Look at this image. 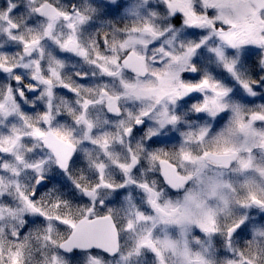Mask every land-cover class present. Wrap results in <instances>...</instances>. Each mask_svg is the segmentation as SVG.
I'll list each match as a JSON object with an SVG mask.
<instances>
[{
  "label": "rangeland",
  "instance_id": "1",
  "mask_svg": "<svg viewBox=\"0 0 264 264\" xmlns=\"http://www.w3.org/2000/svg\"><path fill=\"white\" fill-rule=\"evenodd\" d=\"M46 2L63 17L38 19L36 9ZM260 5L254 0H0V66L15 67L29 82L41 64L54 77L52 92L65 84L85 94L74 98L63 92L65 113L79 127L68 125L62 132L80 148L72 169L62 174L53 164L35 168L30 154L36 155L35 129H43L40 118L51 110L43 104V113L36 114L27 100L19 102L13 76L0 73V146L15 150L0 156V264H94L93 257L100 264H264V87L255 97L242 87L246 82L255 88L253 82L264 77ZM189 22L206 26L195 29ZM34 41L42 46L28 59L24 51ZM69 41L77 44V55L67 52ZM197 43L201 49L187 57V48ZM130 54L146 59L144 79L124 74L122 62ZM194 61L200 74L191 82L184 73ZM233 61L229 73L224 63ZM111 76H116L114 88L123 87L114 94L129 118L119 132L134 128L137 119L147 122L129 146L121 136L113 141L108 126L96 129V117L105 114L99 87L109 88ZM204 79L220 88H203L189 105L181 104L179 82L199 85ZM223 90L228 95L218 96ZM193 105L205 111L197 113ZM173 116L178 124L168 123ZM235 152L239 159L229 170L206 160L209 153ZM132 154L143 164L128 174ZM162 160L189 179L179 195L162 178ZM42 175L51 184L32 200ZM85 189L95 190V198L85 200ZM30 203L51 219L33 213ZM107 215L120 230L116 257L61 252L78 220Z\"/></svg>",
  "mask_w": 264,
  "mask_h": 264
},
{
  "label": "flooded vegetation",
  "instance_id": "2",
  "mask_svg": "<svg viewBox=\"0 0 264 264\" xmlns=\"http://www.w3.org/2000/svg\"><path fill=\"white\" fill-rule=\"evenodd\" d=\"M47 6H51L53 8V10H51L50 8L47 9L46 8ZM36 15H37V17H39L38 19H40L41 21H45V22H47V21L48 22H56L57 20H59L63 17L61 12L59 11V9L56 6L54 7L53 5H51L49 2L44 3L42 8L36 9ZM64 20L66 22H69V17H65ZM203 25L206 26V23H204ZM200 28H202V27H195V29H200ZM13 29L15 31H17V27H14ZM30 46H32L31 50H30V48H31ZM30 46L28 49H26L24 51V55L28 59H32L36 55L37 50L40 49L42 46V42L41 41H38V43L33 42V43H31ZM73 49H75V51H73ZM67 52L69 54H72V55H77L78 54L77 44L74 42L70 43L67 46ZM127 57L124 59V61L127 59ZM124 61L122 62V69L125 72L124 74H127V76L130 75L132 77L138 76V78H141V79H144L145 77H147L148 67H147V75L145 77H141L139 75H135V74L129 72V70L124 65ZM16 71H17V69L15 67H6V66L0 67V73L2 76H4L5 78L7 76H13L11 79H14V85L17 86L16 88H17V93H18L17 98L19 99L18 101L21 102V100H24V101L27 100V102L30 104L29 108L33 112H35L36 114H39V113L42 114L43 113V110L45 108L44 105L46 106L47 112H49L51 110L47 114H45V113L42 114L40 121H41V125H42L43 129L40 130V128H38L41 132H44L47 135L44 138H41V137L35 135V133H34L35 138L33 141L36 142V146H35L36 155L34 153H30L31 154V163H32L31 165H33L36 168L37 166L50 167L53 164L54 166H56L55 171L57 173L60 172L62 174H66L67 172H69L72 169L73 163L76 161V158L78 157L80 148L77 145L70 142L69 140L65 141L64 139L61 138L64 136V135H62V132H67L69 126H71L74 129L76 127H78L76 122H74V120L71 119L72 117H70V115L66 114L67 110H68L67 109L68 105H67L65 99H67V97L64 95L63 92H68L69 95L73 96L74 98L75 97L79 98L81 96V94L84 95V97H85V94H84V92H81L77 89H75V91H71L70 89H68V87H64V86H62L61 89L58 88L57 92H52L54 90V87H55V82L53 79L54 77L50 73H46L43 70V67L41 64H37L35 66V69H34V75L35 76L34 77H36V79H33L29 82H26L25 81L26 79L25 80L22 79L20 72H16ZM188 73H189V75H187V77H188L187 80H189L191 82H194L199 77V74H200L199 71H198V74H196V75L191 74V68L188 71ZM17 77H20L21 79L18 81ZM110 78H113V79L112 80L110 79L111 84L109 85L110 86L109 88H108V86H104L103 89L101 88V86L99 87V89L102 90V91H100V93H101V97L104 101V106L103 105H100V106L103 108V112L105 114H104V117L103 116L102 117H96V122H97V125H96L97 128L96 129L99 130L98 127L100 128V126H102V127L105 126L106 128L108 126V128H109L108 133H110L109 135L113 141H119V136H121L122 140L124 138V140L126 141V143H128V146H129V140L133 139V137H135L134 136L135 134L143 133V131L145 129L144 127L147 125V122L144 119H140V120L144 121L145 124L139 126L136 124V121H135L134 122V128H132V129H134V131L132 133H129L127 131V129H129V127L126 129L124 135H123V133L119 132V125H127L128 126L129 125V118L126 117L125 107H124V104L122 103V98L117 96L116 94H114L115 90L122 89L123 87L114 88L113 86L116 85V83H117V80L114 79V78H116V76H111ZM45 80L51 81V83H49V84L43 83V81H45ZM182 84L188 85V86H194L195 84H187L185 81H180L178 84V88L180 91V97H179L180 103L189 105L197 97H199L201 91L199 90V91H196L194 93H185L184 88L181 87ZM31 88H35L38 91H32V90H30ZM71 89H74V88H71ZM21 91L23 92V95H21ZM122 91H123V89H122ZM49 92H51L52 94L49 95ZM93 95L94 94L87 96V99H92L91 97H93ZM45 115H50L51 119L48 121H45L43 119V117ZM66 118L69 120V122L67 121ZM91 119H93V118H90V120ZM178 123H179V119L177 118L175 124H178ZM36 129H35V131H36ZM51 133H59V135H51ZM112 140H110V141H112ZM69 143L72 145L71 149L68 147ZM50 145H51V147H50ZM128 146H127V149H129ZM23 150L24 149L20 150L21 151L20 154L22 153ZM10 152H15V150L11 151V150H8V149L0 146V156L6 157V156L10 155ZM69 152H71V154H72L71 163H70L68 170L63 171L58 166L59 160L61 157H66ZM20 154H19L20 158L18 159V162L20 164H23L24 158H22V157H24V156L21 157ZM25 157H26V155H25ZM133 158H135V161H136L135 164L133 163ZM39 162L41 164H39ZM164 162L176 167L178 174L181 177L188 179L187 177H185L184 175H182L179 172V169L175 164H173L167 160H162L160 162V169H161V175H162L164 182H165V179L163 176V167H162V164ZM25 163H26V160H25ZM142 164H143V160L140 159V157H138L137 155L132 154L131 155V163L128 166V168H129V170L127 171L128 174L129 173L130 174L136 173L138 168H140V166ZM39 178H40V176H38L34 182L35 183V191H37V188H38L37 180ZM49 184H51L50 180H47L45 178V183L43 184V186L40 188L39 191L42 192L45 189H47ZM187 186L188 185H186L185 188H187ZM87 190L93 191L91 189H87ZM180 192L181 191H175V193H180ZM95 196H96V192H95ZM82 197L85 200L93 198V197L88 196L86 194L85 190H83ZM101 206H103V204H101ZM66 211H67V209H66ZM65 214L66 213L64 211V215ZM107 216H109V215H107ZM101 217H104V216H101ZM96 218H100V217H95V218L84 217V218L77 221L75 228L84 219L93 220ZM113 220L115 222L114 218H113ZM115 224H116V222H115ZM116 226H117V224H116ZM117 228H118V226H117ZM118 230H119V228H118ZM71 234L69 235V237L71 236ZM119 237H120V230H119ZM119 241H120V238H119ZM120 246H121V241H120Z\"/></svg>",
  "mask_w": 264,
  "mask_h": 264
},
{
  "label": "water",
  "instance_id": "3",
  "mask_svg": "<svg viewBox=\"0 0 264 264\" xmlns=\"http://www.w3.org/2000/svg\"><path fill=\"white\" fill-rule=\"evenodd\" d=\"M254 3H256L257 6L261 3L259 10L264 8V0H254ZM46 8L53 10L51 6H47ZM30 47L31 50L32 46ZM124 65L129 72L135 75L141 77L147 75V63L145 58L130 54L124 61ZM238 159L239 154L237 152L232 154L209 153L206 157V160L214 167L226 170L231 169ZM162 167L166 184L174 191H183L189 179L181 177L177 172V168L166 162L162 164ZM253 204L257 207L260 206L257 201H254ZM235 233L236 232L230 231L229 238ZM119 238V230L111 216H104L93 220L84 219L77 225L71 236L61 244L60 250L65 254L98 251L110 257H116L120 251ZM68 248H72L73 251H67ZM150 248L156 252L153 244H150Z\"/></svg>",
  "mask_w": 264,
  "mask_h": 264
},
{
  "label": "snow or ice",
  "instance_id": "4",
  "mask_svg": "<svg viewBox=\"0 0 264 264\" xmlns=\"http://www.w3.org/2000/svg\"><path fill=\"white\" fill-rule=\"evenodd\" d=\"M208 24H209L210 27H214V25L212 24V21H211V20L208 21ZM189 27H193V28H195V27H204V25H203V24H192L191 22H189ZM149 31H151V29H149ZM153 34H155V33H153ZM221 38H222V39H226L227 42H228L233 48L237 47V45H236V43L233 41V39L230 38V37L225 36V35L223 34V32H221ZM34 43H38V41H34ZM69 43H73V42H72V41H69ZM242 43H245V42H242ZM260 43H261L262 45H264V41H260ZM65 47H67V45H65ZM201 47H202V44H201V43H197V44H195L194 46H189V47L187 48V50H186V56H187V57H192L195 53H197V51H198L199 49H201ZM73 51H75V49H73ZM246 51H247V49H245V54H246ZM215 54H216L217 57H219L220 60H222V61L224 60V54H223V52H222L219 48L215 49ZM80 55H82V56H86L87 54H86L85 52H80ZM195 63H196V62L194 61V62L192 63V67H191V74H193V75L198 74V71H199V70L196 68ZM262 63H264V61H262ZM234 64H235V61H233L232 63L225 62V63H224V67H225V69H226L229 73H234ZM0 67H2V66H0ZM184 74H185V76L189 75V73H187V72H185ZM109 75H113V73H109ZM85 78H86V77H85ZM20 79H21L20 77H17V80H18V81H19ZM33 79H36V77H33ZM262 81H264V77H261L260 79L255 80V81L253 82V83L255 84V88L252 87V86H250V85H249L248 83H246V82L242 83V87L247 91V93H248L249 95H251L252 97H255V96L258 95V91H257V90L260 89L261 87H264V83H262ZM43 83H45V84H49V83H51V81L45 80V81H43ZM64 87H69V86H68V85H64ZM181 87L184 88L185 93H194V92L199 91V90H201V89H203V88H212L213 90H216V89L220 88V85H219V84H210L208 79H204L203 82H202L201 84H199V85L188 86V85H184V84H182ZM30 90H32V91H38V90L35 89V88H31ZM70 90H71V91H75V89H70ZM228 91H229V90H223V91H220V92H218V96H226V95H228ZM51 94H52V93L49 92V95H51ZM21 95H23V92H22V91H21ZM182 98H183V97H182ZM213 103H215V101H213ZM49 107H50V106H49ZM193 108H194V111L197 112V113H203V112L205 111V108H201V107L196 106V105H193ZM216 114H217V113H216L215 111H212V112H211V115H212L213 117H215ZM43 119H44L45 121H48V120L51 119V116H50V115H45V116L43 117ZM81 119H82V118H81ZM176 120H177V117L173 116V117L171 118V120L168 121V123L175 124ZM136 124L139 125V126H141V125H144L145 122L142 121V120H140V119H137V120H136ZM160 128H161V129L164 128V123H161ZM127 131H128L129 133H132V132L134 131V129L129 128V129H127ZM205 131H206V129H202V130H201V133L203 134V132H205ZM35 135H37V136H39V137H41V138H44L47 134L44 133V132H41L39 129H36V131H35ZM51 135H59V133H51ZM155 135H156V134L154 133L153 136H155ZM61 138L64 139L65 141H67V136H63V137H61ZM105 143H107V141H105ZM50 147H51V145H50ZM68 147L71 149V148H72V145L69 143ZM71 156H72V154H71V152H69L68 155H67L66 157H61V158H60V160H59V165H58V166H59V168H60L61 170H63V171H67V170H68V168H69V166H70V163H71ZM153 159H159V157H158V156H153ZM133 163H134V164L136 163L135 158H133ZM37 167H39V166H37ZM128 170H129V168L125 167V171L127 172ZM44 183H45V177L42 175V176H40V178L37 180V185H38L37 191H34V192H32V194H31L32 200H35V199L39 196V194H40V191H39V190H40V188L43 186ZM77 187H80V186L77 185ZM106 187H111V185H106ZM85 192H86V194H87L88 196L95 198V190H93V191H88L87 189H85ZM25 199H27V197H25ZM56 207H59V204H57ZM30 208H31V211H32L33 213H37V214H39L40 216H44L45 218L51 219V217H48V215H47L46 212L42 211L41 208L36 207V205H35L34 203H30ZM56 219H57V220H60L61 218H60L59 216H57ZM62 222L65 223V224L70 223V221H68V220H64V221H62ZM73 227H75V225H73ZM239 228H240V226L238 225L236 228H233V229H231L230 231H232V232H238V231H239ZM102 250H104V249H102ZM67 251L71 252V251H73V249H72V248H68ZM104 251H106V250H104ZM93 262H94V264H100V260H99L98 258H95V257H93Z\"/></svg>",
  "mask_w": 264,
  "mask_h": 264
},
{
  "label": "clouds",
  "instance_id": "5",
  "mask_svg": "<svg viewBox=\"0 0 264 264\" xmlns=\"http://www.w3.org/2000/svg\"><path fill=\"white\" fill-rule=\"evenodd\" d=\"M177 195H179V193H177Z\"/></svg>",
  "mask_w": 264,
  "mask_h": 264
},
{
  "label": "bare ground",
  "instance_id": "6",
  "mask_svg": "<svg viewBox=\"0 0 264 264\" xmlns=\"http://www.w3.org/2000/svg\"><path fill=\"white\" fill-rule=\"evenodd\" d=\"M186 189V188H185Z\"/></svg>",
  "mask_w": 264,
  "mask_h": 264
}]
</instances>
